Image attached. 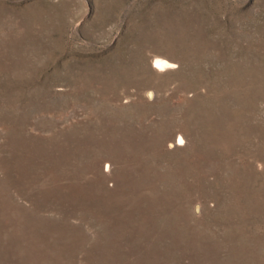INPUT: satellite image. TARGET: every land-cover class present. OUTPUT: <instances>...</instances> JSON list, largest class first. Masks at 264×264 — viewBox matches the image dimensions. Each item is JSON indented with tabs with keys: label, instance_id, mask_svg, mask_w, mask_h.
Returning a JSON list of instances; mask_svg holds the SVG:
<instances>
[{
	"label": "rangeland",
	"instance_id": "1",
	"mask_svg": "<svg viewBox=\"0 0 264 264\" xmlns=\"http://www.w3.org/2000/svg\"><path fill=\"white\" fill-rule=\"evenodd\" d=\"M0 264H264V0H0Z\"/></svg>",
	"mask_w": 264,
	"mask_h": 264
},
{
	"label": "bare ground",
	"instance_id": "2",
	"mask_svg": "<svg viewBox=\"0 0 264 264\" xmlns=\"http://www.w3.org/2000/svg\"><path fill=\"white\" fill-rule=\"evenodd\" d=\"M157 65H159L160 67H164L167 65V61L163 60V59H158L157 61Z\"/></svg>",
	"mask_w": 264,
	"mask_h": 264
},
{
	"label": "snow or ice",
	"instance_id": "3",
	"mask_svg": "<svg viewBox=\"0 0 264 264\" xmlns=\"http://www.w3.org/2000/svg\"><path fill=\"white\" fill-rule=\"evenodd\" d=\"M158 66H159V65H158ZM179 142H180V143H183V140H180Z\"/></svg>",
	"mask_w": 264,
	"mask_h": 264
}]
</instances>
